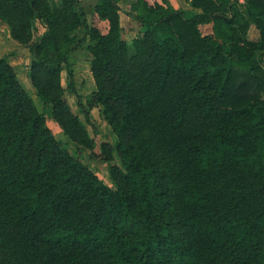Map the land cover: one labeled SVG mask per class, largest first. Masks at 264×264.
Wrapping results in <instances>:
<instances>
[{"label": "trees", "instance_id": "obj_1", "mask_svg": "<svg viewBox=\"0 0 264 264\" xmlns=\"http://www.w3.org/2000/svg\"><path fill=\"white\" fill-rule=\"evenodd\" d=\"M90 1L105 34L80 0H0L35 95L91 150L61 83L88 40V104L115 137L99 145L111 189L54 137L0 58V264H264V0H183L194 14L133 0L129 43L123 0Z\"/></svg>", "mask_w": 264, "mask_h": 264}, {"label": "rangeland", "instance_id": "obj_2", "mask_svg": "<svg viewBox=\"0 0 264 264\" xmlns=\"http://www.w3.org/2000/svg\"><path fill=\"white\" fill-rule=\"evenodd\" d=\"M58 2V0H56ZM133 0H123L119 3L121 8L120 20L122 26V37L126 42H131L138 33L139 25L135 23L128 15L129 5ZM152 4L151 0H147ZM170 4L175 9H182L187 14L190 8L185 5L183 0H169ZM81 5L86 13L88 23L95 25L105 34L107 32V23L101 21L93 13V1L80 0ZM188 7V8H187ZM77 30L78 39H81L83 31ZM204 34L211 32L210 25L201 27ZM43 32V27L38 26L36 37ZM86 40L83 47L75 51L69 59V70L65 67L61 73V83L65 89L64 97L74 114L84 123L89 135L95 142L93 149H85L78 147L68 141L63 135L59 126L50 118V108L43 104L35 95V90L32 87L28 78V69L31 63V57L28 48L17 44L11 39L7 26L0 21V58H6L16 72L17 79L29 97L33 100L36 108L40 112L46 113V125L51 130L54 137L64 146L74 157L88 167L104 184L114 189L109 176V164L103 160L99 149L101 143H106L113 147L115 137L112 134L109 126L103 120L99 108L88 104L89 99L95 91L94 81L90 72L91 56L85 49L88 44ZM111 164L120 165L117 154L113 155Z\"/></svg>", "mask_w": 264, "mask_h": 264}, {"label": "crops", "instance_id": "obj_3", "mask_svg": "<svg viewBox=\"0 0 264 264\" xmlns=\"http://www.w3.org/2000/svg\"><path fill=\"white\" fill-rule=\"evenodd\" d=\"M147 1V0H146ZM153 3L157 2V3H160L159 0H151ZM152 3V4H153ZM185 3V2H184ZM150 4V3H149ZM186 6H188V3H185ZM189 7V6H188ZM187 7V8H188ZM191 13H199V11H196V10H191L189 9ZM247 38L251 41H258L259 39V32L256 30V28L251 25L248 29V32H247Z\"/></svg>", "mask_w": 264, "mask_h": 264}]
</instances>
